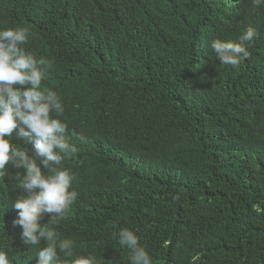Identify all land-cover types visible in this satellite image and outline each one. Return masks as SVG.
I'll return each instance as SVG.
<instances>
[{
  "label": "trees",
  "instance_id": "trees-1",
  "mask_svg": "<svg viewBox=\"0 0 264 264\" xmlns=\"http://www.w3.org/2000/svg\"><path fill=\"white\" fill-rule=\"evenodd\" d=\"M51 62L41 88L64 106L63 161L78 198L51 225L74 255L130 264L134 232L152 264H264V5L250 0H0V29ZM258 36L236 69L213 40ZM12 143L35 150L13 133ZM0 176V251L36 264L13 221L15 179ZM49 217L46 216L44 222Z\"/></svg>",
  "mask_w": 264,
  "mask_h": 264
},
{
  "label": "clouds",
  "instance_id": "clouds-1",
  "mask_svg": "<svg viewBox=\"0 0 264 264\" xmlns=\"http://www.w3.org/2000/svg\"><path fill=\"white\" fill-rule=\"evenodd\" d=\"M255 7L264 0H250ZM258 36L249 27L238 42L213 40L209 47L223 65L236 69L250 55L248 47ZM29 38L25 27L0 29V176L6 166L23 170L15 179L23 194L12 204L17 210L13 221L21 227L25 244L40 245L36 264H97L94 256L74 255V241L60 238L51 225L66 218L78 192L70 190L75 173L63 167V161L77 153L75 145L66 142L67 123L59 117L64 106L55 91L41 88L51 62L37 59L21 45ZM19 138L34 137L35 150L12 143L13 133ZM48 216L47 222H44ZM119 244L131 250L130 264H152L146 249L133 231L118 232ZM0 264H10L0 251Z\"/></svg>",
  "mask_w": 264,
  "mask_h": 264
}]
</instances>
